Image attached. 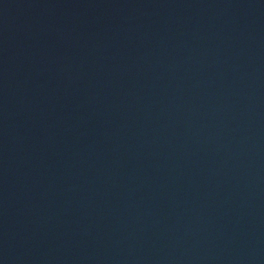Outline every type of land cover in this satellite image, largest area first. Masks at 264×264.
I'll return each mask as SVG.
<instances>
[{
    "label": "water",
    "instance_id": "obj_1",
    "mask_svg": "<svg viewBox=\"0 0 264 264\" xmlns=\"http://www.w3.org/2000/svg\"><path fill=\"white\" fill-rule=\"evenodd\" d=\"M0 264H264V0H0Z\"/></svg>",
    "mask_w": 264,
    "mask_h": 264
}]
</instances>
